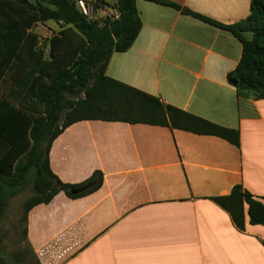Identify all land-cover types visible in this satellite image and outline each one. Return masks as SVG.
<instances>
[{
	"label": "crops",
	"instance_id": "crops-1",
	"mask_svg": "<svg viewBox=\"0 0 264 264\" xmlns=\"http://www.w3.org/2000/svg\"><path fill=\"white\" fill-rule=\"evenodd\" d=\"M161 1L221 25L244 20L251 2ZM135 9L140 32L129 49L111 55L105 75L238 130L240 146L145 124L88 120L68 126L51 143V172L67 184L100 172L103 182L81 198L59 193L29 210L26 240L35 264H264V227L246 218L239 232L211 200L239 184L264 203V98L239 101L226 80L240 60V42L170 6L135 0ZM56 25L46 21L30 30L45 58ZM16 53L14 60L0 50V154L9 132L20 130V111L38 108L28 93L38 76L26 64L33 53Z\"/></svg>",
	"mask_w": 264,
	"mask_h": 264
},
{
	"label": "trees",
	"instance_id": "trees-1",
	"mask_svg": "<svg viewBox=\"0 0 264 264\" xmlns=\"http://www.w3.org/2000/svg\"><path fill=\"white\" fill-rule=\"evenodd\" d=\"M148 1L170 6L237 38L242 53L236 68L227 74V83L235 88L239 101L264 98V0H251L248 16L233 25L218 24L170 2ZM112 6L119 18L98 25L85 19L70 0H0V50L9 51L14 60L19 56L16 52H32L26 64L38 74L32 85L31 80L28 83V93L38 108L31 114L29 109L20 111L24 117L20 130L9 132L5 139L8 146L0 154V221L7 199L20 193L29 175H33V196L23 206L26 243L27 214L32 207L49 203L59 193L78 199L102 185L100 172H94L83 183L67 184L49 168L51 143L76 122L97 120L167 127L218 137L240 146L238 130L164 104L157 97L105 75L111 55L129 49L141 29L135 0H114ZM46 21L60 22L62 26L50 38L45 58L44 48L34 49L37 37L30 30ZM244 33H250L251 38L245 39ZM211 200L227 212L239 232L245 230L246 218L249 225L264 227V203L241 185L233 186L228 195ZM0 264H6L1 257Z\"/></svg>",
	"mask_w": 264,
	"mask_h": 264
},
{
	"label": "rangeland",
	"instance_id": "rangeland-1",
	"mask_svg": "<svg viewBox=\"0 0 264 264\" xmlns=\"http://www.w3.org/2000/svg\"><path fill=\"white\" fill-rule=\"evenodd\" d=\"M61 24L54 26V33H59ZM73 99L74 97H69ZM33 175L20 193L7 199V205L0 221V257L6 264H35L34 258L23 236L24 203L33 196Z\"/></svg>",
	"mask_w": 264,
	"mask_h": 264
},
{
	"label": "built area",
	"instance_id": "built-area-1",
	"mask_svg": "<svg viewBox=\"0 0 264 264\" xmlns=\"http://www.w3.org/2000/svg\"><path fill=\"white\" fill-rule=\"evenodd\" d=\"M74 3L78 12L88 21L98 25L108 20H117L119 12L113 8L114 0H70Z\"/></svg>",
	"mask_w": 264,
	"mask_h": 264
}]
</instances>
